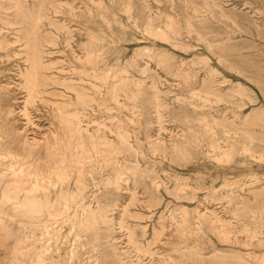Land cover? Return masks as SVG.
I'll use <instances>...</instances> for the list:
<instances>
[{"label": "rangeland", "instance_id": "374dc122", "mask_svg": "<svg viewBox=\"0 0 264 264\" xmlns=\"http://www.w3.org/2000/svg\"><path fill=\"white\" fill-rule=\"evenodd\" d=\"M96 1L0 0V264H27L31 252L43 264H168L170 257L177 264H264V246L244 229L264 223V0ZM188 20L205 39L187 32ZM146 22L157 31L172 23L175 44L150 34ZM33 51L47 67L40 72L48 84L29 98L25 74ZM89 52L98 70L111 76L125 70L129 89L141 83L135 102L121 95L128 105L119 108L90 84L98 70L77 62ZM54 75L85 94L80 125L94 141L112 140L111 150L92 149L84 132L89 151L80 158L76 137L58 117L82 105L61 107L71 91L51 84ZM153 93L163 104L160 118ZM133 103L143 114L129 122ZM199 115L220 123L214 139ZM117 128L128 135L125 148ZM173 138L182 151L170 149ZM231 144L226 158L221 152ZM247 144L250 152L242 149ZM60 156L64 163L56 167ZM117 172L126 180L112 189L106 180ZM35 173L48 174L49 205L60 191L74 201L32 219L14 199L2 198L7 187L10 196H23ZM97 206L108 221L82 228L80 220ZM183 215L188 227L178 231Z\"/></svg>", "mask_w": 264, "mask_h": 264}, {"label": "bare ground", "instance_id": "6f19581e", "mask_svg": "<svg viewBox=\"0 0 264 264\" xmlns=\"http://www.w3.org/2000/svg\"><path fill=\"white\" fill-rule=\"evenodd\" d=\"M95 3L96 4H100L99 3V0H97ZM66 6H68V5H66ZM164 24L165 23H163V25ZM154 29L155 28L152 27V25H151L150 22H146L145 23V30H147L150 34H153L156 37L158 36L161 39L168 40V41L172 42V44H175L176 41H175V39L173 37V34L177 33V30H176V27L172 23L166 24V29L170 33H168L166 29H164V30L163 29H160L158 31L157 30H154ZM186 29H187V32L188 33L194 31V32H196L197 36L200 39H205V38H203V36L199 32L196 31V28H195L194 24L190 20H188L186 22ZM3 30H5V29H3ZM7 31H8V29H7ZM18 31H20V30H18ZM28 36H29V34H28ZM13 41H16V40H13ZM66 42H67V40H66ZM206 42H207V47L209 49H211V43H210V41H206ZM8 43H10V41H8ZM49 43L52 44L53 42L50 41ZM144 49L147 52H149L151 50L149 47H144ZM25 53H27V52H25ZM40 58L41 57L39 56L38 53H36L34 51L31 52V56H30V67L28 68V70H27V72L25 74V83H26V86H27L28 97L29 98H32V97L38 95L41 92L40 86H42V85L45 86V85L48 84V82H45V78L42 77L41 72H40L42 69L47 68V67H45V65L43 64V62L40 60ZM94 60H95V58L92 57L91 52L87 53L84 59L77 58V62H80L81 64H84L86 62V63H88V65H90V67H92L94 69V71H96V70H98L100 68L97 65V60L95 62H94ZM63 61L64 60L62 59V62ZM50 64H51V62H50ZM51 65H53V64H51ZM57 70H59V69H57ZM20 72H22V71H20ZM123 72H125V70H121L118 73H114V75L111 76V74L109 72V69H105V70L104 69L103 70L101 69V70L96 71L93 74V79H95V82L94 83H90V84H93L94 85V87L96 88V90H99L100 91V89H103L105 91V93L107 94V98L109 100L111 99L112 102H113V104L116 105V106H118L119 108H127L126 107V104L127 103L125 104L119 98V97H121V95H122L123 99L125 98L127 100H130V101L135 102V100H137V97H138L137 95L141 92V89H142L141 83H139V82H134L133 85L135 87V90L134 89L133 90L132 89H129V86H130L129 83L130 82H128L127 76H125L123 74ZM210 73L213 74L214 71H210ZM48 79H49V82L51 84H53V85L54 84L64 85L65 86L64 88L66 90L71 91V93L66 94L67 97H66V99L64 101H62V106L61 107L64 108V107H67V106L72 105L74 103L79 104V105H82V108H80V109H77V110L76 109H73L72 111H69V112H61V114L58 117V119H59L60 123L69 132H71L73 134V136L76 137L75 148H80L81 149V151L79 152L81 154L80 158H82V157L84 158V157H86L85 154L88 153L89 150L86 147L85 141L83 139V133L84 132L87 133V134H89V133H88L87 129L82 128V126L80 125V122H81V120H80V114H83L82 111L85 109V106L87 105V97L85 96V94L83 92H80L79 90L74 89L73 86H70V84H67L65 82V78H62L63 80L60 81L59 76L54 75V76L49 77ZM152 88L156 91V87L155 86L152 85ZM155 95L156 94L153 93V98H154L153 107L155 108L154 111H156V113H157V118H160L161 116H160L159 110H160L161 107H163V104L160 102L161 100H159L160 98L158 96H157L158 97V101H157V99H155V98H157ZM203 100L204 101H209V98L208 97H203ZM25 101H26V99H25ZM105 101H104V104H105ZM191 104L195 106L194 103H191ZM128 110H129V115H125V119L128 120L129 122H135L136 119L138 120L139 116H142V114H143V111L140 108V106H138L135 103H133V105L131 106V108L128 109ZM262 113H263V111H262ZM255 117H257V115ZM117 119L120 120V118H117ZM183 120L185 122H187V123L189 122V119H188L187 116H184L183 117ZM196 120H198L201 124H203V126H204V133L210 134L209 136H211L213 138L214 137L213 136V134H214L213 133L214 132L213 127H214L215 124L218 126L220 123L217 122V120L216 119H213V118H212V121H209V119L205 115H199V116H197L196 117ZM252 121H254V120H252ZM187 127L190 128V131L194 132V130L190 126H187ZM221 127H222V131H226V132L229 131V128H226V126L222 125ZM115 134L117 136L118 141L120 142V144L124 148L127 145H129V143L127 141L128 135H127L126 132H124L123 130H120L119 128H117V131H115ZM180 136L182 138H186V134L185 133H181L178 137H180ZM89 137H90V140H91V147H92V149L98 150L97 147L100 146V145H102L107 150H111V147L113 145V142H112V140L107 139L104 135H102L100 137H97L96 138V141H94L93 136L91 134H89ZM194 137L197 140L198 139V134H194ZM178 140L179 139H177V138H173L172 139L171 145H170V149L171 150H173V151L174 150L175 151H182L184 149L183 147H181L179 145ZM55 143H56V141H55ZM154 144H156L159 148H162V151H167V147L164 145V143H159V141H157ZM50 147L51 146L48 144V142L44 146L45 150L49 149ZM242 149L244 151H248V152L251 151L248 144L247 145H244L242 147ZM234 150H235V146L233 144H231L230 146H227L221 153L223 154L224 157L229 158V157H232ZM250 155L253 156L254 153L251 152ZM55 163L57 164L56 167H60L61 165H63V163H64L63 156H60L59 157V160L56 161ZM47 176H48V174L45 175V174L35 173V178L32 179V180H29V185L26 188H23V190H24L23 196H18L16 194H14L13 196H10L9 193H8V188L9 187L4 188V190L2 191V198L4 200L14 199L13 202L15 204V207L16 208H21L23 210L24 209L25 210H28V212H30V214H31L30 217L32 219L33 218L40 217L44 213L43 212L44 209H47L48 210L49 206L52 207V210H53V213H54V211H57L58 206H64L67 203H69L70 201H74V199H75L74 197L68 196V194L65 191H60V193L58 194L57 200L54 203H51L49 205V200L50 199H49L48 191L46 190L47 184H45V182H46L45 179H46ZM124 180H126V179L124 177H122L121 172H117V173H115V175L112 178H108L106 180V183L109 184L112 189H119L120 186H121V182L124 181ZM77 183L79 185H82L83 184V182L81 180H78V179H77ZM38 191H42L43 195L39 196L38 195ZM77 204H78V206H81L79 203H77ZM126 209H127L126 207L123 208V213L126 212ZM104 213H105V210H104V208L102 206H97V208H96L95 211L94 210H90V211L86 212L85 215H84V218L82 220H80L81 227L82 228H85V227H93V225L95 224V222H96V220L98 218L101 219V221H103V222L108 221V218L106 216H104ZM216 218H218V217H216ZM172 219L174 220L173 217H172ZM218 223H219V221H218ZM175 225H176L175 229H177L178 231L185 230L188 227L187 217L185 215H183V217L181 218L180 221H175ZM161 226H162V229L164 230L165 229V228H163L164 225H161ZM262 227H264V223L261 224V226L259 227L258 230H257V227H254V228H256L254 230L247 229L248 227L247 228L246 227L244 228L247 231V233L249 232L250 239H252L253 237H257L256 243H255L256 246H264V237L263 236H258V234H257V233H259V234L264 233L262 231ZM162 229H161V231H162ZM157 231H160V230H157ZM222 234L224 235L225 232L223 231ZM95 235L96 236H94L93 239H94V241H98L101 234L97 231ZM130 236L131 235H129V237ZM153 238H155V237L153 236ZM153 241H155V239ZM115 255L116 254H112V257L114 259H117L116 261H119V258L118 257H115ZM259 258H260V260L264 261V256H261ZM27 264H43V262H42L40 256L37 253H32L31 252L29 254V256H28ZM118 264H122V263L118 262ZM168 264H177V263H176V261L174 260L173 257H170V260H169Z\"/></svg>", "mask_w": 264, "mask_h": 264}]
</instances>
